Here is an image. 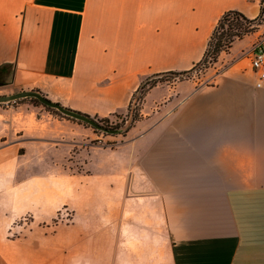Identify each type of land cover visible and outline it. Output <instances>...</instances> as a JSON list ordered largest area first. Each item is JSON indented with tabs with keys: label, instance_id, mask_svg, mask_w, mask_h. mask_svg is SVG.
I'll return each mask as SVG.
<instances>
[{
	"label": "crops",
	"instance_id": "0c3cea01",
	"mask_svg": "<svg viewBox=\"0 0 264 264\" xmlns=\"http://www.w3.org/2000/svg\"><path fill=\"white\" fill-rule=\"evenodd\" d=\"M262 4L0 0V67L14 89L127 113L146 77L202 59L224 12L255 18ZM262 35L264 23L220 54L214 84L150 89L113 148L71 118L0 106V264H264Z\"/></svg>",
	"mask_w": 264,
	"mask_h": 264
},
{
	"label": "trees",
	"instance_id": "16d2710c",
	"mask_svg": "<svg viewBox=\"0 0 264 264\" xmlns=\"http://www.w3.org/2000/svg\"><path fill=\"white\" fill-rule=\"evenodd\" d=\"M263 23L264 0L259 16L255 18H250L239 10H227L218 20L210 37L207 49L201 60L196 62L190 69L185 71H169L146 77L141 82L139 88L136 90L129 104L128 112L125 114L126 116L122 118V122L113 124L108 118H102V120H100V128L105 130L106 132L121 134L123 137H125L128 132L136 125V123L144 117V114L141 111V102L144 101L150 89L161 82V80H157L155 79V77H159L165 74H171L174 76V78L183 80L185 77H189L192 73L200 68H208L216 63L220 54L224 51H228L236 40L242 39L246 35L257 31ZM36 91L40 92L39 90ZM58 104L63 106L60 103ZM114 115L120 116V114L118 113H114Z\"/></svg>",
	"mask_w": 264,
	"mask_h": 264
},
{
	"label": "rangeland",
	"instance_id": "374dc122",
	"mask_svg": "<svg viewBox=\"0 0 264 264\" xmlns=\"http://www.w3.org/2000/svg\"><path fill=\"white\" fill-rule=\"evenodd\" d=\"M217 62L208 68L198 69L197 71L192 73L189 77L188 76L185 77L183 80H179L178 78H174V76L171 74L161 75L159 77H155V79L161 80V82L159 84H168V86H170V87H174L183 81H192V82H197L198 84L202 83L203 85L214 84V81L212 80L213 77H207V73L210 69H212L213 67L216 66ZM11 72H12L11 66L0 67V96L10 95V94H13L15 92L21 91V90L14 89L13 85L9 82V81H11ZM218 72L219 71H217V73ZM162 92L163 91L161 89H157L153 92L152 95H150L147 98L146 104H145L147 110H149L151 108V106L153 105V100L158 98L159 96H161ZM43 95H45V94H43ZM142 105H143V102H141V107H142ZM0 106L3 108H15V109L25 108V109L37 112L38 116L47 112V113H51V114L59 116V117L71 118L75 121L83 123L87 127L92 128V130H94L96 132L97 136H95L91 140L92 144L101 143L105 147H112L113 148V147H115V145L117 143H119L124 138L121 134L109 133V132H106L105 130L101 129L100 127L94 128V126H91L89 123L84 122V121L79 120V119H76L74 117H71V116L63 113L62 111H60L57 108L46 106L40 100L35 99L34 97H22V98H17V99L6 101V102H0ZM117 113L120 114V116H116V115L112 114V115L106 116V117L92 116V115H90V117H92L94 120H96L99 124H100V120H102V118H108L110 120V122L113 124L121 123L122 118H124L126 116L125 115L126 113H120V112H117ZM133 133H136V129H135V131H133ZM104 138H106V139H104ZM73 155L76 156V153H74ZM109 156H108V158H109ZM95 159H97L96 155H95ZM63 211L65 213L66 210L64 209ZM63 216L64 215H61L57 219L66 220L67 215H65L64 217ZM28 221H29V218H28V216H26V217L20 219V221H18V222L23 223V222H28ZM25 226L28 227V225H26V224H25ZM18 235H20V232H16L12 236H18Z\"/></svg>",
	"mask_w": 264,
	"mask_h": 264
},
{
	"label": "water",
	"instance_id": "95a60500",
	"mask_svg": "<svg viewBox=\"0 0 264 264\" xmlns=\"http://www.w3.org/2000/svg\"><path fill=\"white\" fill-rule=\"evenodd\" d=\"M22 97H35L47 106L57 108L63 113L71 117H74L76 119L89 123L91 126L100 127V124L96 120H94L92 117H90L89 115L63 107L59 105L57 102L51 100L50 98H48L47 96L43 95L42 93L36 90H21V91L15 92L10 95L0 96V102H6V101L14 100L17 98H22Z\"/></svg>",
	"mask_w": 264,
	"mask_h": 264
},
{
	"label": "built area",
	"instance_id": "2783aa9c",
	"mask_svg": "<svg viewBox=\"0 0 264 264\" xmlns=\"http://www.w3.org/2000/svg\"><path fill=\"white\" fill-rule=\"evenodd\" d=\"M251 62L257 75L256 85L261 87L264 84V35L253 44Z\"/></svg>",
	"mask_w": 264,
	"mask_h": 264
}]
</instances>
